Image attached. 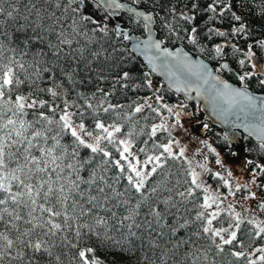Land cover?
I'll list each match as a JSON object with an SVG mask.
<instances>
[{
	"label": "trees",
	"instance_id": "obj_1",
	"mask_svg": "<svg viewBox=\"0 0 264 264\" xmlns=\"http://www.w3.org/2000/svg\"><path fill=\"white\" fill-rule=\"evenodd\" d=\"M127 2L155 13L157 33L165 44L176 46L180 43L193 55L203 56L215 68L220 59L236 68H240L243 61L246 72V75L241 74L243 80L233 71L224 75L230 81L245 84L250 90L264 92V75L257 74L245 60V52L250 50L264 57V0ZM210 5L216 8L215 12L210 10ZM86 6L88 15L73 11L75 6H69L68 0H0V9L3 10L0 12V63L18 61L25 66L26 71L16 64L12 65L24 81L17 89L19 93L28 95L32 92L35 97L52 102L51 95L40 90L54 88L59 93L55 104L63 107L67 100L74 105L70 111H77V107L82 109L87 103H91L93 108L87 110L84 120L86 127L92 128L93 116L106 124L115 123L122 128L118 137L130 139L131 150L138 160L145 161L149 156L161 155L163 150L157 145L167 144L172 140V134L169 136L168 132L158 130L152 136L151 129L162 117L167 116L170 104L180 105L184 101L180 96L174 95L173 91L165 89L159 79L151 78L140 59L124 48L116 31L107 26L103 9L92 0H88ZM85 16L90 19H83ZM235 17H239V20ZM124 18L132 32L142 33V25L135 18ZM92 20L96 23H92ZM73 21L76 23L73 24ZM241 25L242 30L238 32ZM73 27L76 32L72 31ZM193 28L196 29L194 34L191 31ZM220 32L224 35H219ZM191 35H195V44L190 42ZM62 39L70 40L71 44H61ZM219 42L225 46L222 56L215 51ZM124 73L128 74L127 79H122ZM110 105L116 106L115 110L105 113L103 109ZM137 105L143 106L141 113L134 112ZM188 106L195 110L193 104ZM29 112L27 119H34L31 110ZM194 113L195 126L205 124L207 136L215 141L219 149L231 148L228 140L222 138L215 128L207 125L199 112ZM129 132L132 133L130 137L127 136ZM244 138V153L252 160H264V147ZM67 142L69 138L65 137L62 143ZM108 148L118 158L115 149L112 146ZM88 155L86 150H81V158H87ZM163 155V167L149 175L146 181L145 194L149 199L141 206L139 215L135 218L141 227L131 229L136 236L128 237L123 243L124 251L113 241H104L95 236L77 241L74 232L65 230L56 236L45 237L51 256L43 251L33 254L31 250L25 249L23 261L6 257L2 264H77L74 259L77 249L72 248L71 243H78L81 248H94V255L101 264H151L152 261L155 264H192L193 260L196 264H264V260L260 259L264 252L259 251L264 248V233L258 231L256 222L248 223L251 219L243 217L239 209L234 211L229 208L232 203H244L248 191L234 190L230 180H225V183L218 178L213 180L216 181L215 184L219 183L220 191L226 195L224 208L220 217L213 222L214 227L228 228L230 223L234 224L229 216L233 211L240 213L244 221L239 228L229 229L237 233V240L233 244L223 245L218 237L210 238V234H203L202 231L199 235H194L200 229V222L195 217L198 211H202L199 205L203 203L205 192L201 188L195 189V197L188 200L181 198L177 193L192 187L189 175L192 171L191 162L184 156L173 159L167 158L166 153ZM250 164L258 168L253 161ZM152 166L150 164L147 167L151 169ZM258 169V179L264 182V170ZM114 172L115 169L108 175L111 176ZM82 175L86 177L87 172ZM126 185L127 181L122 179L115 187L124 191ZM152 188L157 191L152 193ZM230 190L234 195L229 196ZM122 199L129 200L128 206H134L138 194L132 191ZM166 199L169 200L168 205L163 203ZM173 204L175 207H172ZM150 205L162 213L159 224L148 213ZM113 210L118 214L117 221L126 214L125 206ZM26 212V209L21 211L25 218ZM5 220L9 223L5 225L0 222V232H6L10 238L15 239L17 233L11 227V218L5 216ZM185 221H188L186 226L180 228L179 225ZM129 223L131 221L125 222ZM17 224L21 230L30 227L22 222ZM115 224L116 221H109V235L113 240L124 241L128 228L113 227ZM173 228L177 229L175 233ZM213 239L216 243H213ZM216 244H221L223 251ZM233 252L243 255L238 259L232 255ZM15 254L16 249H13L12 256Z\"/></svg>",
	"mask_w": 264,
	"mask_h": 264
},
{
	"label": "snow or ice",
	"instance_id": "obj_2",
	"mask_svg": "<svg viewBox=\"0 0 264 264\" xmlns=\"http://www.w3.org/2000/svg\"><path fill=\"white\" fill-rule=\"evenodd\" d=\"M68 3L69 6L76 4L73 11L79 10L78 0H68ZM116 7L121 6L116 5ZM209 8L212 12L216 11L214 6L210 5ZM2 11L0 9V12ZM8 15L11 16V13ZM135 15L143 16V19L149 23L152 20L150 15L141 12H136ZM83 19L90 18L85 16ZM235 19L239 20V17H235ZM91 22L96 23L94 20ZM75 23L76 21H73V24ZM72 31L76 32V29L73 27ZM191 31L194 34L196 29L193 28ZM218 34L224 35L223 32ZM124 38L128 39L129 37L124 34ZM189 39L191 43H196L195 35H191ZM140 43L143 44L145 52L154 50L161 65L168 69L169 74L175 75L177 81L181 76L185 79L195 76L208 83L206 77L212 74L206 66H193L187 57L181 58V53L169 52L166 48L162 49L161 42L152 40L151 36L148 41ZM61 44H71V41L62 39ZM216 51L219 52L220 48L217 47ZM248 55L250 57L251 53ZM147 59L155 71L156 65L152 57L149 56ZM243 63L241 61V64ZM13 64L26 71L25 66L18 61H10L7 64L0 63V222L7 225L9 221L5 220V216L10 217L11 227L15 229L17 235L15 239H12L6 232H0V264L6 257L23 261L25 249L31 250L33 254L43 251L51 256L45 237L56 236L57 233L65 230L74 232L77 241L85 238L91 239L95 236L104 241H113L124 251L123 243L127 241L128 237L136 236V233L131 229L141 227L136 223L135 218L139 215L141 206L149 199L145 194L148 176L163 167L162 160L165 159L163 154L166 153L167 158H177L173 153L172 141L157 145L162 148V154L149 156L141 165V162L135 159L131 152L130 139L118 137L117 134L122 132L120 126L115 123L106 124L103 120L93 116L92 128L86 127L84 120L87 110L93 108L91 103H87L82 109L77 107V111H70L74 105L69 104L67 100L64 101L63 107L55 104L59 93L54 88L40 90L49 93L53 98L52 102L39 99L32 92H29L28 95L19 93L17 89L24 81L17 75ZM173 68L176 70L175 73L172 71ZM127 76L128 74L124 73L122 79H127ZM243 79L242 76L241 80ZM212 80L215 81L213 96L227 105V109H221L222 113L231 111L240 101L245 102L241 105L242 111L245 108H256L255 99L249 96L246 91L232 88L216 77H212ZM191 83L189 81V85ZM217 85H222V87L217 88ZM176 90L181 91L182 89L178 86ZM193 90L199 93L198 88ZM147 106L152 108L151 104ZM115 107L110 105L103 111L108 113L110 110L114 111ZM57 109H59L58 115ZM29 110H31L34 119H27L30 114ZM143 110L142 105H137L134 108L135 113H141ZM153 111L157 110L153 109ZM167 111L177 117L178 123L180 113L174 112L172 108H168ZM260 111L261 115L258 119L261 121V126L258 132L262 138L261 147H264V109ZM171 127L173 126L165 123L153 126L151 135L155 136L158 130H163L171 136ZM131 135V132L127 134L128 137ZM65 137L69 138V142L62 143ZM176 143L178 144V142ZM108 146L115 149L118 158L113 156ZM81 150L87 151L89 154L87 158H81ZM209 150L215 152V149L210 146ZM183 155L184 150L181 148L179 156ZM148 164L153 166L145 171V166ZM113 169L115 172L109 176L108 173ZM84 172H87L86 177L82 175ZM189 175L192 187L177 193L184 200L195 197V189L203 187L199 182L198 173L192 170ZM122 179L127 181L124 191L115 187ZM239 190L240 187L237 186L236 191ZM132 191L138 194V199L134 206H128L129 200L122 198L128 196ZM156 191V188L151 189L152 193ZM203 191L207 193L208 189L203 188ZM229 194L234 195L231 190ZM218 199L219 197L211 195L203 197V203L199 205L202 211H198L195 217V220L200 222V229L194 235H199L202 231L203 234H210V238L218 237L223 245H231L237 240V233L229 231V229L239 228L244 221L240 213L233 211L229 213V216L235 222L234 224L230 223L228 228H215L213 222L221 215ZM163 203L168 205L169 200L166 199ZM214 205L217 210L209 212L208 209L213 208ZM121 206H125L126 214H123L117 221L118 214L113 209H119ZM172 207L175 205L173 204ZM231 207L229 205V208ZM22 209L27 210V218L21 214ZM259 210L264 212V202L260 203ZM148 213L157 224L160 223L162 213L156 207L150 205ZM109 221H116L113 227L128 228V234L124 241L113 240V237L109 235ZM126 221H131V223L125 224ZM17 222L30 225V227L21 230ZM187 223L188 221H185L179 227L184 228ZM248 223H253V221L249 220ZM37 229L40 231L37 232ZM175 231L177 229L173 228V233ZM258 231L264 233V226H258ZM224 233H227V236ZM213 243H216L215 239H213ZM70 246L77 249L74 256L77 264H101L94 255V248H81L78 243H71ZM216 247L223 251L221 244H216ZM13 249H16L15 256H12ZM259 251L264 252V248ZM232 255L239 259L243 253L233 252ZM260 259L264 260V256H261ZM151 264H155V261H152ZM192 264H196V261L193 260Z\"/></svg>",
	"mask_w": 264,
	"mask_h": 264
},
{
	"label": "water",
	"instance_id": "obj_3",
	"mask_svg": "<svg viewBox=\"0 0 264 264\" xmlns=\"http://www.w3.org/2000/svg\"><path fill=\"white\" fill-rule=\"evenodd\" d=\"M100 9H103L106 18L111 21L112 29L116 31V34L120 39H122V45L124 48L130 51V53L135 57L140 59L142 65L145 70L148 71L149 75L153 79H159L160 83L165 89L173 91V94L176 96H180L183 99L185 104L192 103L194 105V109L199 112L202 116V119L206 121L211 127H215L220 132V135L228 140V143L232 146L239 147L244 140V136H247L252 140V142H256L261 144L262 138L259 135L258 129L261 126V121L258 117L261 115V109H264V93H258L256 91H251L245 85H237L233 81L227 80V78L215 71L214 66L211 65L210 62L206 61L203 56L193 55L188 49L183 47L181 44H177L176 46H170L169 44H165L161 41L157 34V27H155L156 19L155 13L146 8L137 7L134 3L127 2V0H92ZM79 2V12L85 13L88 12L86 10V0H78ZM116 5H120L121 7H116ZM76 8V4L74 3ZM132 9V11H129ZM136 12L144 13L145 15H150L152 17L151 22H146L143 19V16H136ZM127 15L128 17L135 18L139 23L142 24V28L144 31L140 34L139 32H132L130 28L125 25L124 20H122V16ZM147 24V27H146ZM242 27L240 26L239 29ZM124 34H127L128 39L124 38ZM149 36L151 39L157 42H161V48L167 49L169 52H179L181 53V58L187 57L188 61L195 67L199 65L206 66L207 70L212 74L209 77H206L208 83H205L203 79H198L195 76H189L185 79L181 76L180 80L177 81L175 75L169 74L167 68L161 65L159 59L156 58L154 54V50L145 52L143 50V44L140 42L148 41ZM139 45V47H137ZM220 51L218 54L222 53V43H218ZM216 49V48H215ZM151 56L155 65L156 70L153 71L152 64L149 63L147 57ZM253 57V56H252ZM255 62L252 61V64L255 65L256 72L258 74H264V64L260 63L257 58L253 57ZM173 63H175L173 61ZM171 67V66H170ZM172 71L175 73L176 70L173 68ZM179 75V73H176ZM212 77H216L219 80L227 83L232 88L244 90L247 94L255 99L256 108L248 109L245 108L243 111L241 110V105L244 104V101H240L235 107L226 113H222L221 109H227V105L221 103L213 96L214 88L213 85L215 81L212 80ZM189 81L192 83L189 85ZM180 87L182 90L177 91V87ZM217 88L222 87V85H217ZM194 88L199 89V93L194 91ZM256 117V118H254Z\"/></svg>",
	"mask_w": 264,
	"mask_h": 264
},
{
	"label": "rangeland",
	"instance_id": "obj_4",
	"mask_svg": "<svg viewBox=\"0 0 264 264\" xmlns=\"http://www.w3.org/2000/svg\"><path fill=\"white\" fill-rule=\"evenodd\" d=\"M89 11L85 15H88ZM106 19V18H105ZM125 22L127 21L124 19ZM107 26L111 27V23L106 19ZM247 52V51H246ZM245 52V54H246ZM249 53L246 54L245 60L249 63ZM252 55V54H251ZM252 65L253 69L254 65ZM244 65L240 64V70H243ZM244 71V70H243ZM158 99V97H155ZM170 108L174 112H179L178 123L177 117L173 113H168L166 117H162L160 122L153 125H159L165 123L167 125L173 126L170 131L172 134V144L173 153L179 156L180 149L184 150V157L191 162V169L199 174V182L202 184L203 188H207L208 191L205 195H211L214 197H219L218 203L220 204L219 211L221 212L224 208L225 203L223 202L226 195L220 191V185L215 184L213 181L218 178L222 183L225 180H230L233 182V189L236 190L237 186L240 190H247V198L244 199V203H232L231 209H239L241 215L245 218H250L252 221L256 222L257 226H264V212L259 210V205L264 202V182H261L258 177L260 175L259 169L264 163L256 161L258 168L252 166L249 161H253L248 156L244 158V152L246 148L243 147H231L229 149H219L214 140H210L207 136L205 124L202 126H195L196 119L194 117L195 110H193L188 104L180 103V105L170 104ZM178 142V144L176 143ZM209 146L215 149V152L209 150ZM133 153V151L131 150ZM134 157L136 154H134ZM214 158H211V156ZM135 159H137L135 157ZM219 160V163L217 161ZM140 161V160H139ZM135 162V161H133ZM143 165V160L140 161ZM145 166V171L149 170ZM203 165V167H201ZM262 169V168H261ZM231 173V175H229ZM246 186V187H245ZM204 195V196H205ZM231 196V195H229ZM239 207V208H236ZM215 205L209 211H216ZM219 228V227H218ZM226 236V233H224Z\"/></svg>",
	"mask_w": 264,
	"mask_h": 264
},
{
	"label": "flooded vegetation",
	"instance_id": "obj_5",
	"mask_svg": "<svg viewBox=\"0 0 264 264\" xmlns=\"http://www.w3.org/2000/svg\"><path fill=\"white\" fill-rule=\"evenodd\" d=\"M247 53H251L252 55H251V57L249 58L250 59V61H251V59H252V61L253 62H255V60H254V58L252 57V56H254L255 55V57H257L258 59H259V61L260 62H262L263 64H264V57L261 55V56H258V55H256V54H254V52L253 51H247L246 52V54ZM249 61V63L251 64V62ZM226 63V64H225ZM255 63H257V62H255ZM219 64V65H218ZM218 67L216 68V70L218 71V72H221V73H223V74H227L228 72H230V71H233L234 73H236L237 75H239L240 76V78L242 77V75L241 74H245L246 75V72H245V70L243 71V70H240L239 68H236L235 66H233V65H227V62H225V61H223L222 59H220L219 61H218ZM216 65V66H217ZM227 66V67H223V66ZM253 67V66H252ZM255 71V70H254ZM225 76V75H224ZM217 130V129H216ZM218 133V132H217ZM243 147V146H242ZM244 148V147H243ZM245 156H247L246 154H244V158H245ZM262 169H264V165L261 167Z\"/></svg>",
	"mask_w": 264,
	"mask_h": 264
}]
</instances>
